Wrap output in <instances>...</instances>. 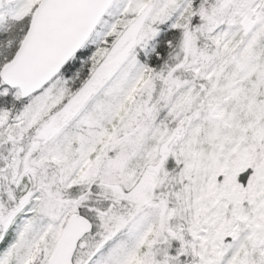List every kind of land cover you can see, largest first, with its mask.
Returning a JSON list of instances; mask_svg holds the SVG:
<instances>
[{
    "label": "snow or ice",
    "instance_id": "6c2138e0",
    "mask_svg": "<svg viewBox=\"0 0 264 264\" xmlns=\"http://www.w3.org/2000/svg\"><path fill=\"white\" fill-rule=\"evenodd\" d=\"M0 264H264V0H0Z\"/></svg>",
    "mask_w": 264,
    "mask_h": 264
}]
</instances>
